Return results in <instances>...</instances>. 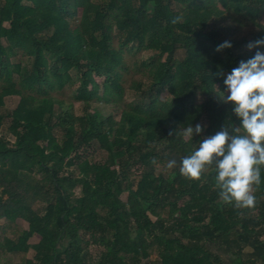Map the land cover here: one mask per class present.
Wrapping results in <instances>:
<instances>
[{
    "label": "trees",
    "instance_id": "16d2710c",
    "mask_svg": "<svg viewBox=\"0 0 264 264\" xmlns=\"http://www.w3.org/2000/svg\"><path fill=\"white\" fill-rule=\"evenodd\" d=\"M263 17L264 0H0V219L28 224L0 251L264 264ZM92 145L103 160L77 155Z\"/></svg>",
    "mask_w": 264,
    "mask_h": 264
},
{
    "label": "rangeland",
    "instance_id": "374dc122",
    "mask_svg": "<svg viewBox=\"0 0 264 264\" xmlns=\"http://www.w3.org/2000/svg\"><path fill=\"white\" fill-rule=\"evenodd\" d=\"M2 1V0H1ZM261 23L264 24V17L261 20ZM8 25V24H7ZM253 28H242L241 29V35L246 36L248 35L249 32H251ZM6 44V43H5ZM184 54V50L180 49L179 50V56H182ZM14 62H22L24 61L21 57H15L13 58ZM75 74V72H73ZM97 81L100 83L104 80V77H96ZM79 82H76L73 85L68 86L67 88V95L69 97H73L72 94L75 92L76 87ZM229 83L231 84V89L227 90V94H231L233 92V88L236 86V78L231 77L229 79ZM126 98L128 101H131L135 98L134 91L132 89H127L126 93ZM18 97L15 96H10V97H5L4 98V103H5V108L7 110H12L16 107L18 103ZM81 102H74V110L77 112H81ZM98 105L103 109V112L109 113L111 110L109 107H104L103 103H98ZM204 125H207L205 121H203ZM1 128V134L7 139L13 140V138L8 134L7 128L9 126V121L5 119L3 121ZM77 155L81 158H86V157H91L95 160H103V157L106 155V153L100 149L97 145H92V146H87V147H82L80 148L77 152ZM257 152H254L252 156L257 155ZM133 177L137 178L139 176V171H134L133 172ZM76 194L77 196H80L81 194V189L78 187L76 189ZM128 196V191L122 194L121 198L122 200L126 201ZM34 209L38 213H43V205L41 203H36L34 205ZM155 220V219H154ZM28 229V224L21 219H18L15 223H9L4 219H0V242H2L4 239H10V240H15L16 237L19 235V233L23 230ZM39 242V237L33 236L28 240V244L30 245H35ZM61 247L66 245V239H64L60 243ZM245 251H251L250 247H246ZM103 252V247L101 245H98L96 243H91V245L88 247V253L92 255V257L96 260H98L99 256H101V253ZM35 251L30 248L27 252H11V251H0V264H21L25 259H33ZM155 258V255H153Z\"/></svg>",
    "mask_w": 264,
    "mask_h": 264
}]
</instances>
